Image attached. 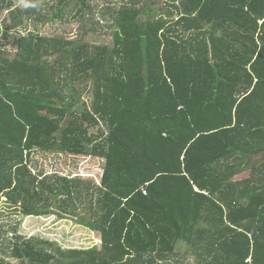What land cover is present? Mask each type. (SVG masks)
I'll use <instances>...</instances> for the list:
<instances>
[{
  "label": "trees",
  "instance_id": "16d2710c",
  "mask_svg": "<svg viewBox=\"0 0 264 264\" xmlns=\"http://www.w3.org/2000/svg\"><path fill=\"white\" fill-rule=\"evenodd\" d=\"M36 2L0 21V204L78 216L102 246L56 253L17 237L12 256L173 264L185 241L200 264H264V164L255 161L264 157V0H181L146 19L148 3L132 0L111 13L113 48L29 31L41 21ZM51 2L58 19L71 6L81 7L74 19L92 14L88 0ZM13 8L0 0V13ZM11 31L22 33L14 51L3 44ZM76 84L92 86L81 114ZM41 151L104 159L101 183L34 174ZM81 200L87 218L70 211Z\"/></svg>",
  "mask_w": 264,
  "mask_h": 264
},
{
  "label": "rangeland",
  "instance_id": "374dc122",
  "mask_svg": "<svg viewBox=\"0 0 264 264\" xmlns=\"http://www.w3.org/2000/svg\"><path fill=\"white\" fill-rule=\"evenodd\" d=\"M15 4L14 10L4 11L0 13V21L10 20V17L17 11L25 9L24 0H12ZM52 0H37L41 6V21L36 20L29 24L28 30L36 32L48 38L68 39L78 42L93 43L94 46L113 48L114 46V28L111 20L114 11H118L121 6L132 0H88L92 8V14H86L84 19H74V15L79 13L80 8L71 6L66 10L64 19L55 18L58 12L56 2ZM138 6H145L148 3L143 17H153L155 12L164 13L163 8L167 5L177 6L181 0H136ZM74 4V3H73ZM56 8V10H52ZM159 9H161L159 11ZM11 21V20H10ZM9 21V23H10ZM14 34L12 39H4L5 48L8 51H14L13 38L22 34L21 31H11ZM11 35V36H12ZM26 35V33H25ZM55 57L49 60L53 62ZM78 91L74 92L76 104L74 111L81 114L86 106L90 109L92 104V86L89 89L85 86L77 87ZM74 86V85H73ZM66 95H72L70 87L65 90ZM99 129L105 130L103 123L99 127L92 128L91 133L98 134ZM258 164H264V157L255 159ZM105 160L94 157L93 155H72L66 151L60 152H36L33 154L30 167L34 174L44 173L46 175L64 176L69 178H78L82 180L92 181L99 185L103 176V168ZM250 177V173H245L238 177L239 179ZM0 204V257L6 264H23L19 259L12 256V250L16 238L22 240L38 239L46 242H51L53 245L52 251L58 252L59 249L64 252L70 250H100L102 246L101 234L91 231L87 227L78 223V216L64 213L51 207L54 212L49 216H25L24 214L15 213V207L2 199ZM8 203V204H7ZM60 203V202H59ZM13 206V207H12ZM88 203L84 201H74L70 211L77 213L81 217H88ZM58 212V213H57ZM71 213V212H70ZM59 214V215H58ZM190 245L185 241H180L176 245V257H171L170 261L173 264H200L194 254L190 251Z\"/></svg>",
  "mask_w": 264,
  "mask_h": 264
},
{
  "label": "crops",
  "instance_id": "0c3cea01",
  "mask_svg": "<svg viewBox=\"0 0 264 264\" xmlns=\"http://www.w3.org/2000/svg\"><path fill=\"white\" fill-rule=\"evenodd\" d=\"M246 173H250V171H248V172H246ZM244 174H245V173H244ZM242 175H243V174H242ZM242 175H241V176H242ZM237 178H238V177H237Z\"/></svg>",
  "mask_w": 264,
  "mask_h": 264
}]
</instances>
